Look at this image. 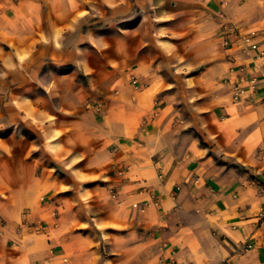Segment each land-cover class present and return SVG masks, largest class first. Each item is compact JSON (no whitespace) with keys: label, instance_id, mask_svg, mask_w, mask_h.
<instances>
[{"label":"clouds","instance_id":"1","mask_svg":"<svg viewBox=\"0 0 264 264\" xmlns=\"http://www.w3.org/2000/svg\"><path fill=\"white\" fill-rule=\"evenodd\" d=\"M0 264H264V0H0Z\"/></svg>","mask_w":264,"mask_h":264},{"label":"crops","instance_id":"2","mask_svg":"<svg viewBox=\"0 0 264 264\" xmlns=\"http://www.w3.org/2000/svg\"><path fill=\"white\" fill-rule=\"evenodd\" d=\"M221 207H222V205H221Z\"/></svg>","mask_w":264,"mask_h":264}]
</instances>
